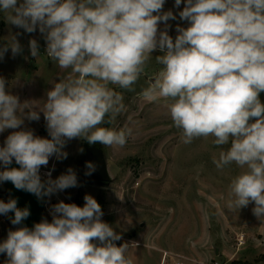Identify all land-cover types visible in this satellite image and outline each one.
Listing matches in <instances>:
<instances>
[{
    "label": "clouds",
    "instance_id": "obj_1",
    "mask_svg": "<svg viewBox=\"0 0 264 264\" xmlns=\"http://www.w3.org/2000/svg\"><path fill=\"white\" fill-rule=\"evenodd\" d=\"M166 0H0V14L10 25L42 34L45 53L60 69L70 70L46 92L42 108L21 103L0 77V133L13 130L0 146V183L38 199L77 187L69 168L57 178L40 170L50 158L66 159L64 148L73 139L123 147L133 136L130 126L105 127L124 111L123 95L110 85L131 91L145 73L153 52L161 67L142 90L147 101L163 99L181 140L190 144L212 138L221 148L213 158L218 170L235 164L241 171L229 184L228 208L253 204L264 221V0H175L184 3L175 39L164 11ZM165 25L160 29V24ZM36 39L29 50L41 53ZM11 50L22 52L16 36L0 46V59ZM27 109V111H25ZM46 123L49 138L22 128L25 120ZM228 147L225 149L224 146ZM15 161L19 167H10ZM90 175L94 166L86 164ZM84 205L60 201L51 206L52 220L32 228L9 230L0 242L6 264H133L127 243L101 218L100 204L91 195ZM21 225L30 215L16 199L0 200V215Z\"/></svg>",
    "mask_w": 264,
    "mask_h": 264
},
{
    "label": "rangeland",
    "instance_id": "obj_2",
    "mask_svg": "<svg viewBox=\"0 0 264 264\" xmlns=\"http://www.w3.org/2000/svg\"><path fill=\"white\" fill-rule=\"evenodd\" d=\"M165 3L163 10H171L177 17L168 21V33L175 39L177 25L188 26L178 15L184 3L179 8L174 6L175 0H166ZM164 27L161 23L160 29ZM11 36H16L22 52L13 57L9 49L0 59V77L6 79L7 90L17 95L21 103L28 102L32 107L42 108L46 92L58 82L57 77L66 76L70 70L60 69L47 56L46 42L38 30L27 33L8 24L0 14V46ZM31 39H36L40 46L41 54L36 58L30 54ZM160 54L159 51L153 52L145 73L133 85V90L110 85L123 95L125 108L108 127L130 126L134 134L123 147L100 144L109 180L100 185L78 181L77 187L43 199L17 190L11 182L0 183V192H6L8 200L16 199L17 207H27L30 211L21 225L11 223L14 213L3 219L0 215V242L7 238L9 230L21 226L32 228L43 219L51 222L52 215L44 208L48 198L50 208L60 201L73 203L74 196L84 192L100 204L101 219L121 235L117 244L129 245L127 255L135 258L141 257V253L146 254L142 264H158L162 250L190 257L170 255L175 259L167 256V264H175V261L179 264H214L215 261L218 264H264V221L254 216V205L249 204L240 210L227 206L229 184L241 169L232 164L218 170L213 158L218 159L222 149L212 143L211 137L184 144L181 130L174 127L164 105L167 102L163 99L151 102L142 96L141 89L147 85L145 78L150 75L151 81L161 67L155 60ZM139 91L141 93L135 96L134 92ZM260 100L264 103V92L260 93ZM22 128L49 138L43 113L39 121L25 120ZM12 131L8 129L0 133V146ZM84 142L82 139L68 141L64 148L67 158H50L48 165L41 167L42 180L47 179L44 172H51L53 179L69 168L75 172L84 151ZM10 167L19 166L13 161ZM0 170H3L2 165ZM187 237H191V242ZM134 241L138 244H133ZM6 260V254H0V263L6 264Z\"/></svg>",
    "mask_w": 264,
    "mask_h": 264
},
{
    "label": "water",
    "instance_id": "obj_3",
    "mask_svg": "<svg viewBox=\"0 0 264 264\" xmlns=\"http://www.w3.org/2000/svg\"><path fill=\"white\" fill-rule=\"evenodd\" d=\"M89 162L94 166V171L90 175H86L89 171L86 164ZM75 173L79 182L99 185L106 183L109 180V176L101 149L94 145L86 147L77 161ZM3 196V201L7 202L8 194L4 192Z\"/></svg>",
    "mask_w": 264,
    "mask_h": 264
},
{
    "label": "crops",
    "instance_id": "obj_4",
    "mask_svg": "<svg viewBox=\"0 0 264 264\" xmlns=\"http://www.w3.org/2000/svg\"><path fill=\"white\" fill-rule=\"evenodd\" d=\"M164 5H166V3L164 4ZM146 77V76H145ZM151 78V76L149 75V76H147V78H145V81H146V84L147 85H149L150 84V79ZM149 83V84H148ZM147 85H146V87H147ZM143 89H141V91H142ZM139 93H141L140 91L139 92H134V95L135 96H137ZM260 98V97H259ZM166 107H167V104L165 103L164 104ZM41 173V172H40ZM4 199V196H3V192H0V200H3ZM49 199L50 198H48V200L44 203V208H45V210H48V202H49ZM5 217V215H1V219H3ZM187 239L191 242V237H187ZM186 239V241L187 242H189L188 240ZM134 242H136V241H134ZM116 243V245L117 246H121V244L120 245H118L117 244V241L115 242ZM137 244H138V242H137ZM137 244H135V245H137ZM150 244H153V242L152 243H150ZM148 245H149V243H148ZM163 252H166V255H165V258L163 259L162 258V254H163ZM142 255H141V257H135V258H132L133 259V264H140L145 258L143 257V255H145L146 256V254H144V253H141ZM162 254L160 255V260H159V262H158V264H167L166 263V257L167 256H170V255H174L175 257H180V256H182L183 258H187V259H190V257H188V256H186V255H183V254H177V253H170V252H168V251H165V250H162ZM175 257H172V256H170V258H173V259H175ZM142 264V263H141ZM170 264V263H169Z\"/></svg>",
    "mask_w": 264,
    "mask_h": 264
},
{
    "label": "trees",
    "instance_id": "obj_5",
    "mask_svg": "<svg viewBox=\"0 0 264 264\" xmlns=\"http://www.w3.org/2000/svg\"><path fill=\"white\" fill-rule=\"evenodd\" d=\"M109 124H106V125H103L105 127H108ZM85 144L86 145H89V143L85 140ZM91 145H94L95 147L97 148H100V144L99 143H96V144H91ZM84 196H85V193L84 192H81L80 194L78 195H75L74 198H73V203L77 204L78 206H83L85 201H84ZM264 255V254H263ZM1 264V263H0Z\"/></svg>",
    "mask_w": 264,
    "mask_h": 264
},
{
    "label": "built area",
    "instance_id": "obj_6",
    "mask_svg": "<svg viewBox=\"0 0 264 264\" xmlns=\"http://www.w3.org/2000/svg\"><path fill=\"white\" fill-rule=\"evenodd\" d=\"M45 174H46V172H44ZM50 209H51V207L50 208H48V213L51 215V213H50ZM133 244H137V242H133ZM165 255H166V252H163V254H162V258L164 259L165 258ZM175 264H179V261H175ZM214 264H218V262H214Z\"/></svg>",
    "mask_w": 264,
    "mask_h": 264
},
{
    "label": "flooded vegetation",
    "instance_id": "obj_7",
    "mask_svg": "<svg viewBox=\"0 0 264 264\" xmlns=\"http://www.w3.org/2000/svg\"><path fill=\"white\" fill-rule=\"evenodd\" d=\"M84 143H85V142H84ZM88 146H92V145H91V144H89V145L84 144V150H85V148L88 147Z\"/></svg>",
    "mask_w": 264,
    "mask_h": 264
}]
</instances>
